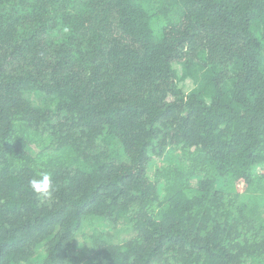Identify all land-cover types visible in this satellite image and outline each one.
I'll return each mask as SVG.
<instances>
[{
    "label": "trees",
    "instance_id": "obj_1",
    "mask_svg": "<svg viewBox=\"0 0 264 264\" xmlns=\"http://www.w3.org/2000/svg\"><path fill=\"white\" fill-rule=\"evenodd\" d=\"M0 264H264V0H0Z\"/></svg>",
    "mask_w": 264,
    "mask_h": 264
},
{
    "label": "clouds",
    "instance_id": "obj_2",
    "mask_svg": "<svg viewBox=\"0 0 264 264\" xmlns=\"http://www.w3.org/2000/svg\"><path fill=\"white\" fill-rule=\"evenodd\" d=\"M30 186L32 187V189L39 193H43L45 195H48L49 190L51 188V176L48 173H41L40 174V178H33L30 180Z\"/></svg>",
    "mask_w": 264,
    "mask_h": 264
},
{
    "label": "rangeland",
    "instance_id": "obj_3",
    "mask_svg": "<svg viewBox=\"0 0 264 264\" xmlns=\"http://www.w3.org/2000/svg\"><path fill=\"white\" fill-rule=\"evenodd\" d=\"M188 84H189V83H188ZM189 85H191V84H189ZM189 85H188V86H189ZM162 194H163V192H162V191H160V195H162Z\"/></svg>",
    "mask_w": 264,
    "mask_h": 264
}]
</instances>
